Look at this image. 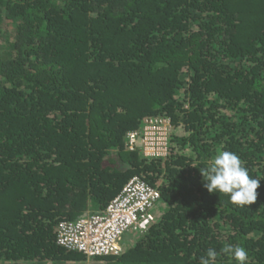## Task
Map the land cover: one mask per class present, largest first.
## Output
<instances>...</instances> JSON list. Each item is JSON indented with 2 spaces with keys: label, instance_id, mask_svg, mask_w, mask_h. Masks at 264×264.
Instances as JSON below:
<instances>
[{
  "label": "trees",
  "instance_id": "1",
  "mask_svg": "<svg viewBox=\"0 0 264 264\" xmlns=\"http://www.w3.org/2000/svg\"><path fill=\"white\" fill-rule=\"evenodd\" d=\"M0 264H264V0H0ZM148 117L165 158L128 150ZM236 153L260 178L237 206L199 169ZM158 187L152 224L121 253L56 243L133 176Z\"/></svg>",
  "mask_w": 264,
  "mask_h": 264
},
{
  "label": "built area",
  "instance_id": "2",
  "mask_svg": "<svg viewBox=\"0 0 264 264\" xmlns=\"http://www.w3.org/2000/svg\"><path fill=\"white\" fill-rule=\"evenodd\" d=\"M171 128L169 118L148 117L139 132L126 135L125 145L131 151L139 149L145 157L165 158ZM160 204L158 187L135 175L104 208L88 211L76 220L60 221L56 243L87 257L117 255L123 250V234L145 231Z\"/></svg>",
  "mask_w": 264,
  "mask_h": 264
},
{
  "label": "clouds",
  "instance_id": "3",
  "mask_svg": "<svg viewBox=\"0 0 264 264\" xmlns=\"http://www.w3.org/2000/svg\"><path fill=\"white\" fill-rule=\"evenodd\" d=\"M203 187L209 193H223L237 206H249L257 200L260 178L250 176L240 157L231 151L221 150L204 169H199ZM222 252L237 264H248V252L242 246L225 245ZM217 257L215 249H208L200 264H213Z\"/></svg>",
  "mask_w": 264,
  "mask_h": 264
},
{
  "label": "rangeland",
  "instance_id": "4",
  "mask_svg": "<svg viewBox=\"0 0 264 264\" xmlns=\"http://www.w3.org/2000/svg\"><path fill=\"white\" fill-rule=\"evenodd\" d=\"M3 49L1 48L0 49V54L3 52L2 51ZM122 244H123V247H127L128 245L132 244L133 241H134V235H133V232L130 230V231H126L123 236H122Z\"/></svg>",
  "mask_w": 264,
  "mask_h": 264
}]
</instances>
